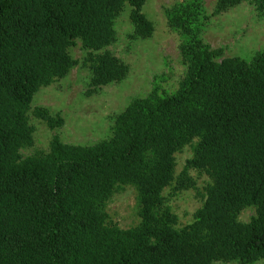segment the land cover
Segmentation results:
<instances>
[{
	"label": "trees",
	"instance_id": "trees-1",
	"mask_svg": "<svg viewBox=\"0 0 264 264\" xmlns=\"http://www.w3.org/2000/svg\"><path fill=\"white\" fill-rule=\"evenodd\" d=\"M146 0H0V264H212L264 259V49L250 61L223 57L201 36L204 0L164 8L183 36L185 72L173 92L158 84L112 117L111 133L90 145L52 135L34 143L29 112L48 129L59 113L32 107L42 86L77 65L89 70L87 93L123 80L129 66L106 49L115 19L130 6L131 38L154 23ZM242 2L264 17V0H215L212 14ZM79 41L84 55L73 57ZM190 156L177 171V154ZM192 170L208 182L199 189ZM132 187L138 221L113 222L111 197ZM195 191L201 205L179 226L163 190ZM253 210L248 221L239 216Z\"/></svg>",
	"mask_w": 264,
	"mask_h": 264
},
{
	"label": "rangeland",
	"instance_id": "rangeland-1",
	"mask_svg": "<svg viewBox=\"0 0 264 264\" xmlns=\"http://www.w3.org/2000/svg\"><path fill=\"white\" fill-rule=\"evenodd\" d=\"M181 0H146L142 12L154 23V32L146 39L131 38L132 25L129 19L130 6L125 7L115 19V40L106 47L112 54L129 66L128 75L119 82L101 86L87 93L89 70L74 66L63 78L42 86L33 95L31 105L45 106L51 113L59 112L64 124L50 130L45 123L29 112V121L34 126V143L21 150L24 156L36 151H46L52 135L58 134L63 142L90 145L111 133L112 117L133 99L149 93L153 85L160 92H173L185 72L181 61L180 32L168 26L164 8ZM215 0H204L206 18L202 26V39L211 47H222L223 57L238 56L250 61L253 55L264 49V17H261L249 2H242L220 14H212ZM73 57L81 60L84 50L79 41L70 48ZM190 156L189 147L177 154V171ZM199 189L208 182L203 172L192 170ZM163 190L166 204L178 215L179 226L192 221L193 213L201 205L195 191L183 190L176 196ZM107 211L113 222L120 227H129L138 221L137 201L132 187L114 194L107 203ZM253 210L247 208L239 216L248 221ZM212 264H238L236 261H215ZM253 264H264L260 259Z\"/></svg>",
	"mask_w": 264,
	"mask_h": 264
}]
</instances>
